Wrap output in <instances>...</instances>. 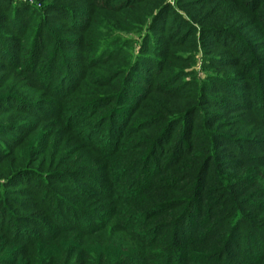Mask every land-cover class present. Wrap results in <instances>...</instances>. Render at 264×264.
<instances>
[{"label":"rangeland","instance_id":"rangeland-1","mask_svg":"<svg viewBox=\"0 0 264 264\" xmlns=\"http://www.w3.org/2000/svg\"><path fill=\"white\" fill-rule=\"evenodd\" d=\"M65 203L93 234L65 230ZM261 250L264 264V0H0V264Z\"/></svg>","mask_w":264,"mask_h":264},{"label":"trees","instance_id":"trees-1","mask_svg":"<svg viewBox=\"0 0 264 264\" xmlns=\"http://www.w3.org/2000/svg\"><path fill=\"white\" fill-rule=\"evenodd\" d=\"M34 2L38 5V6H42V5H44V3L46 2V0H34ZM191 18H193L194 20H196V18L194 17V16H192ZM215 26L213 25L212 26V28H209L210 30L212 29V30H215L216 28H214ZM209 29H207L206 31H204V34H209V36H211L212 38L214 37V35H212V34H214L213 32H211ZM153 60V59H152ZM139 68H137V72L139 71L138 70ZM140 72V71H139ZM138 72V73H139ZM213 103V102H212ZM119 110V109H118ZM117 110V111H118ZM127 110H128V107H127ZM117 117H118V115H117V113L116 114H114L113 116H112V120H111V125H112V121H113V124H116V122H117ZM221 119H223L222 117H220ZM215 119H217V120H215ZM218 121L219 122V124H223L222 123V121L223 120H219V118H217V117H213V119L211 120V121ZM208 122L210 121V120H207ZM125 122H126V120H125ZM108 124V123H107ZM118 125H121L122 124V121H120V122H118L117 123ZM215 124H217V123H215ZM118 125H117V127H118ZM222 126V125H221ZM110 132V131H109ZM112 132H113V129H112ZM228 140V139H227ZM210 141V140H209ZM220 141H222V142H224V144L225 145H228V144H226L225 142V139H221ZM228 142H230V141H228ZM212 146V148H213V145H211ZM211 148V149H212ZM211 149H210V152H211ZM207 156H209V154L207 155L206 153H205V159H207ZM210 160V159H209ZM143 175V174H142ZM142 175L141 176H139L137 179H135V181H134V183L131 185V187H129V189H128V191L126 192V195H125V198L124 199H126V200H123L122 202L123 203H125V202H130V201H136L137 202V200L136 199H134V198H136L138 195V192H140V194L141 193H143L144 192V190H146V187L145 186H148L147 184H144V182L140 179V178H143L142 177ZM83 182H86V181H88V179L85 177V179L84 180H82ZM144 184V185H143ZM159 185V184H158ZM149 187V186H148ZM97 188H98V186H97ZM155 190H159V188L156 186V188H155ZM149 195V194H148ZM230 196H232V197H235V195H232L231 193L229 194ZM143 200H145V199H143ZM121 202V203H122ZM145 202L147 203L148 201L147 200H145ZM120 203V202H119ZM61 206V209H60V211H61V214H63V216H66V217H70L71 218V226L69 225V227H71V229L70 228H65V230H67V229H69L70 231H68V232H75V236H77L78 237V235L80 236H82L83 234L84 235H88V234H93L94 232H95V228L99 225V223H94L95 222V220H93L94 222L93 223H90V219H87V218H84V217H86V215H83L82 213H81V211H79L76 207H74V206H70L68 203H65V204H63V205H60ZM66 208V209H65ZM153 209V210H152ZM159 210V207L157 206V207H154V205H152V206H150L149 207V211H152L151 213H153V212H156V211H158ZM126 212V211H125ZM146 212H148V211H146ZM135 216H138V215H136V213H132V214H130L129 215V217H135ZM99 220H100V217H99ZM117 226L121 229V230H125L126 229V225L128 224V223H120L118 220H117ZM141 223H130V225L129 226H133V228H140V227H142V225H140ZM150 225H153V223H150ZM154 225H155V223H154ZM178 227H180V225H178V226H174V232H175V234H176V236L174 237V238H172L171 237V240H170V243H169V246L168 247H173V246H175V245H180V244H185L184 242H185V240L183 241L182 240V237H180V239H179V234H180V232H181V228L180 229H178ZM127 233L129 234L130 233V231H127ZM133 235V237H134V240H135V243L137 244H143V243H141L139 240H137V238H136V235H138V234H136L135 236H134V233L132 234ZM174 235V234H173ZM181 236H182V234H181ZM226 239V238H225ZM235 239H239V237H238V234L237 233H235L233 236H232V238H227V241L225 240V242H223V244H222V248H221V251L220 252H222V254H225V249H229L230 247H229V242H231L232 240H235ZM176 240V241H175ZM154 241V237H150V238H147L146 239V242H144V243H147L148 245H147V247L146 248H149L150 246H152V242ZM173 241H175V242H173ZM236 241V240H235ZM239 241V243H241V240L239 239L238 240ZM235 243H237V242H234V244ZM232 244H233V241H232ZM180 246H182V245H180ZM145 247V246H144ZM244 253L246 252V248L244 247ZM158 251H160V249H157V248H155L151 253H150V257H153V255H155L156 254V252H158ZM262 251L263 250H261V252H259V255H257L256 256V263L255 264H260V262L261 261H259V259H260V257L262 256ZM144 253H142V255H143ZM145 256V255H144ZM118 257H120V258H122L123 256H118ZM134 258H135V256L134 255H130V256H126V257H124L123 259H122V261H120L119 263H114V264H135L134 262H132L133 260H134ZM146 258V257H145ZM149 258V257H148ZM135 259H138V258H135ZM147 259V258H146ZM179 260L180 259V256H176L175 257V260ZM142 260H145V259H143L142 258ZM182 260V259H181ZM139 262H141V261H139ZM168 263H170V262H168ZM74 264V263H73ZM77 264V263H76ZM140 264V263H139ZM143 264V263H142ZM214 264H217V263H214Z\"/></svg>","mask_w":264,"mask_h":264}]
</instances>
